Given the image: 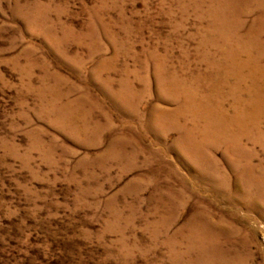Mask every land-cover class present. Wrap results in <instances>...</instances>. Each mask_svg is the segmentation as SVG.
I'll use <instances>...</instances> for the list:
<instances>
[{
	"label": "rangeland",
	"instance_id": "obj_1",
	"mask_svg": "<svg viewBox=\"0 0 264 264\" xmlns=\"http://www.w3.org/2000/svg\"><path fill=\"white\" fill-rule=\"evenodd\" d=\"M263 15L248 0H0V264H264L262 48L221 32ZM225 83L248 131L235 154L184 109Z\"/></svg>",
	"mask_w": 264,
	"mask_h": 264
},
{
	"label": "bare ground",
	"instance_id": "obj_2",
	"mask_svg": "<svg viewBox=\"0 0 264 264\" xmlns=\"http://www.w3.org/2000/svg\"><path fill=\"white\" fill-rule=\"evenodd\" d=\"M249 4L251 5L252 9L255 10H261L262 12H264V0H248ZM259 20V19H258ZM261 20V24L262 27H264V15L262 16ZM234 27L233 29L229 30L228 28H221V32L224 36L225 40L228 39H232L235 42H237L238 44H249L250 46H260V48H262V53L261 54H257L259 56H261L262 59H264V28L260 29L259 31H255L253 34L251 35H247V36H241V34L239 33L241 30V21L237 18L234 21ZM222 24L224 25V22L222 21ZM239 35V36H238ZM219 41V40H218ZM216 42V41H215ZM215 44V43H214ZM232 52V51H231ZM231 52H229L231 54ZM255 53V52H254ZM225 54V53H224ZM231 56H235L233 54H231ZM227 57H229L227 55ZM243 57V55L241 56V58ZM251 57V56H249ZM262 71H264V68L261 67ZM260 69V70H261ZM226 70V71H225ZM222 72H226L227 73V69L224 68V71ZM230 74V71H229ZM215 77V76H214ZM249 81L252 82V87L250 88V90H253L256 92L255 96H261L262 92L260 93L257 85H258V81L260 80V78L256 75H251L249 76ZM212 82V81H211ZM215 83V82H214ZM221 83V82H219ZM218 83V84H219ZM227 83V82H226ZM225 84H221L220 86H225ZM256 84V86H255ZM211 85V84H210ZM215 86V85H214ZM210 87V86H209ZM227 88L226 86L222 89V87H220L217 91V93L215 94L216 98L211 99L210 96H207L205 98H203L202 100H197L193 93L190 94L187 97V101L186 104L184 106V109L188 110V112L190 110L194 111L195 113H197L198 115H201L202 117H204L207 121V125L209 128V134L208 137L210 138V141L213 142L216 146H220L221 144L227 142V146H228V152L231 154H235L234 151V147L238 146L240 147V145L243 143V136H245L247 134V130L243 132V134L241 135V132H235L232 127L234 124V119L228 114L225 106H224V89ZM263 88V87H262ZM261 88V89H262ZM185 89V88H184ZM260 89V90H261ZM236 91V90H234ZM185 92V90H184ZM180 93V92H179ZM215 93V91H214ZM186 94V93H185ZM210 94V93H209ZM183 95V94H182ZM179 96V95H178ZM181 97V96H180ZM229 98V97H228ZM262 98V97H261ZM259 99V101H261L260 104V108L264 107V98L263 99ZM239 99V98H238ZM227 107V106H226ZM181 108V107H180ZM183 108V107H182ZM181 108V109H182ZM183 109V110H184ZM183 112V111H182ZM181 112V113H182ZM263 113V112H262ZM247 114V113H246ZM249 114V113H248ZM197 118V117H196ZM256 123V119L253 120ZM199 123V122H198ZM202 124V123H201ZM258 128L260 131L257 135L259 134H263L264 130L261 128V126L259 127L260 123H258ZM205 126V125H204ZM207 128V129H208ZM245 130V129H243ZM257 130V129H256ZM200 131V130H199ZM198 132V131H197ZM206 133V132H205ZM241 135V136H240ZM193 136V135H192ZM240 136V137H239ZM261 139L264 140V135L260 137ZM245 139V138H244ZM191 140V139H190ZM204 140V139H203ZM208 140V139H207ZM203 142V141H202ZM256 142V141H255ZM209 143V142H208ZM253 143V142H252ZM259 143V142H258ZM206 144V143H204ZM203 146V145H202ZM214 146V145H213ZM226 146V147H227ZM194 147V146H193ZM192 147V148H193ZM197 147V146H196ZM194 149V148H193ZM238 151V150H237ZM238 153V152H237ZM241 153V152H240ZM251 173V172H250ZM255 181V180H254ZM250 183V182H249ZM262 198V197H261Z\"/></svg>",
	"mask_w": 264,
	"mask_h": 264
}]
</instances>
